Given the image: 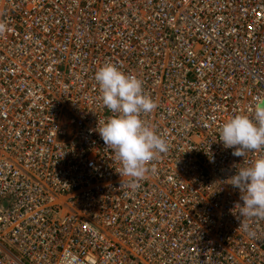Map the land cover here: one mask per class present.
Instances as JSON below:
<instances>
[{
  "label": "built area",
  "instance_id": "1",
  "mask_svg": "<svg viewBox=\"0 0 264 264\" xmlns=\"http://www.w3.org/2000/svg\"><path fill=\"white\" fill-rule=\"evenodd\" d=\"M123 1L0 0V23L7 26L0 33V264H54L66 249L74 252L68 257L76 264H91L90 259L96 264H144L146 253L148 264H264V220L254 222L258 234L248 237L239 228L243 218L234 209L240 201L239 190L219 183L264 153L243 158L223 151L220 129L239 113L230 107L218 114L194 102L201 94L200 76L208 82L218 66L225 67L222 51L227 45L236 42L246 54L256 42L258 25L253 22L261 21L264 0L263 9L245 19H236L230 12L233 8L244 12L241 0H200L199 4L152 0L149 24L142 0L124 1L131 7L127 17L132 26L142 24L143 18L147 22L144 38L150 44L142 49L138 41L128 42L124 34L114 33L119 25L107 19ZM205 1L210 2L205 5ZM101 8H111L104 21L97 15ZM197 16L211 27L217 46L198 32L201 48L195 54L180 52L187 45L182 42L192 37L183 33V20L197 24ZM222 25L234 29L225 31ZM133 30L143 33L139 27ZM158 48L162 52H156ZM200 56L204 66L197 62ZM169 57L175 59L173 63H167ZM246 58L250 63L251 57ZM261 61L264 64V54ZM107 63L143 82L156 108L142 113L141 119L168 144V151L148 165L155 171L138 185H177L181 191L197 188L188 210H179L168 198L156 199L149 210L155 215L141 212L138 229L132 223L133 211L117 212L115 224L104 213L111 204L131 198L124 190L111 189L132 178L119 175L122 165L115 150L92 134L95 123L103 124L115 113L99 98L95 108L85 107L84 118L75 114L80 110L77 92L90 90L86 81L94 82L95 95L101 93L95 73ZM179 75L182 78L176 79ZM255 81L243 101L264 96V67L258 69ZM61 90L67 93L61 96ZM73 98L76 101L69 102ZM192 131L198 136H188ZM67 186L89 190L80 195L70 190L63 197ZM66 229V239L54 237ZM107 230L112 240H125L136 253L120 250L125 262H107L110 255L103 250L122 249L121 244L79 242L98 240Z\"/></svg>",
  "mask_w": 264,
  "mask_h": 264
},
{
  "label": "bare ground",
  "instance_id": "2",
  "mask_svg": "<svg viewBox=\"0 0 264 264\" xmlns=\"http://www.w3.org/2000/svg\"><path fill=\"white\" fill-rule=\"evenodd\" d=\"M127 2V0H124ZM123 1V2H124ZM150 1V0H148ZM148 1L145 3L147 6V22H148V17L150 14V6L148 4ZM124 2L121 4L120 9H115L111 11V15L107 17V19H110L116 23H118L119 27L114 31V33H120L124 34L128 42L130 41L129 38V33L131 32V23L129 21V18L127 17L130 13L131 7L128 6V4ZM194 4H199L200 0H194ZM210 1H205V5L208 4ZM240 7L244 9V12H241L237 10V8H233L230 10L231 13L235 14L237 17L236 19H245L247 16L252 15L257 9H261L263 6L261 4V0H255L252 4H248L247 0H241L240 1ZM112 8V7H111ZM110 9L106 8H101L100 11L97 13L101 21L105 20V15L109 13ZM263 9V8H262ZM121 12V13H120ZM143 23L140 24L139 20H136L140 25L143 26L145 32L148 31V25L143 18ZM196 20H198L199 23L193 24L189 20L184 19L183 24L185 26L182 27L183 33L186 35H190L192 37L187 38L184 40L182 43L186 44H192V45H201V36L198 35L199 33L206 34L207 41L209 44H213L216 40L217 37L211 36V33L213 32L211 27L207 24L202 22L201 16H197ZM149 24V22H148ZM254 25L256 26V42L252 43L248 47V51L246 54H244V51L241 47L238 49L226 46L222 52H225V67H220L215 69L218 73H213V76L210 81L204 82L201 79L200 76V83H201V94L200 97L195 100L194 102L199 101V105L209 107V109H214L216 113H224L227 111L230 107L234 108L236 112L239 114H253L252 108L255 104V98H245V101L242 100V97L248 93H250L251 87H253L256 83L255 79L258 75V69L263 68L264 64L261 61V56L264 54V15L259 22H253ZM225 31L232 30L234 29L233 26H228V25H222L221 26ZM131 35V34H130ZM107 36V35H106ZM105 37V36H104ZM134 40L138 41L141 43V47L139 48H147V44L145 41H147L144 37L143 38H134ZM149 42V41H147ZM138 43V44H139ZM150 43V42H149ZM142 44H146L147 46H143ZM233 44H237L236 42H233ZM215 45V44H213ZM230 45V44H229ZM217 46V45H216ZM161 52V51H158ZM195 54L196 52H190ZM75 55V54H74ZM251 57L250 60L251 62H248V59L245 57ZM206 59H210V55L207 54ZM167 62L169 60H172V63L174 62L173 57H169L166 59ZM84 61V60H83ZM88 61V60H87ZM179 64L183 63L182 61H178ZM198 64L201 66H204L203 63V57L200 56L197 59ZM178 64V63H176ZM185 64V63H183ZM215 64V61L210 63L208 67H213ZM179 66V65H178ZM175 78V77H174ZM182 77L176 76V79H181ZM204 78V77H203ZM85 85V84H84ZM89 85L90 90H86L85 88L77 92L80 95V110L76 111V116L79 119L84 118L87 113L85 110V107H93L95 108L99 103L101 98V93L98 95H95L96 91H92V88L94 87V82H89L86 81L85 87ZM236 89L238 91V95L232 94L233 89ZM58 93L62 96L63 94L67 93L65 90L58 91ZM59 96H56L58 98ZM72 100L76 101V98L71 99L69 102H72ZM68 105V102H67ZM238 108L240 110H238ZM102 123H95L94 127L92 129V134L97 138L100 139L99 132L97 131L98 127L102 126ZM188 136H198V134L194 133L193 131L191 133H188ZM187 136V137H188ZM185 138V135L181 137ZM103 146L106 147L104 142L102 141ZM110 147V146H109ZM111 148V147H110ZM235 149H225L223 151H234ZM214 151H218V149H215ZM221 151V150H220ZM7 158V157H6ZM61 176H64V173H60ZM144 183H141L138 185V187L133 190L130 189L127 185L128 184H122V185H112L111 189L114 192H118L120 190H124L128 194L131 195V198L128 199L129 201H121L117 202L114 204H111L109 208H104V213L105 215L111 216V221L113 224L117 223L118 217H117V212H126L128 211H133L134 212V217L132 220L134 228H139L141 227L140 225V218L139 214L144 211H148V213L155 215V213L150 212L151 210V204L150 202L155 198V197H162V198H168L171 203H175L176 206L179 207V210H181V207L186 208L187 210L191 208L193 205L194 201L196 200L195 193L197 191V188L191 187L190 189H187L186 191H181L180 186L177 185H162V184H157V183H147V187H143ZM202 186H199L201 188ZM206 189H212L211 186H205ZM70 190H78L77 192L73 193L72 195H80V194H85L89 190V187L86 188H81L79 186H67L66 187V193H64L63 197L66 194H69ZM226 195L229 197L230 196V191L228 190L227 187H225ZM205 197V195H204ZM200 200V199H199ZM179 212V211H178ZM176 212L173 216L176 217L177 213ZM182 218L186 219V216H183ZM160 220H163L162 218L159 217ZM111 223V224H112ZM112 233L118 234L117 231H113ZM91 234L93 236H96L95 232L92 231ZM68 236V230L66 229L64 232H60L59 235H54V237L60 238H65ZM115 242L116 244H121L122 249H117L115 248L113 251L109 248H105L103 250L104 255L109 254L110 257L106 258V261H113L114 263L118 262H125L123 260V255L119 252L120 250L128 251L131 253H136V250L133 249L132 245L129 243H126L125 240H118L115 239L112 240V236L110 232L107 230L104 234H101V236L96 239L95 241H91L87 238L85 239H80V243H91V245H100L103 244V246H108L111 242ZM126 243V244H125ZM70 249H66L64 254L58 255L57 259L55 260L54 264H76V260L70 259L68 256L72 254ZM147 254V260L150 258L149 254ZM138 255V254H136ZM144 261V264H148V262ZM91 264H96L94 259H90ZM137 264H140L139 262H136ZM105 264V263H104ZM133 264V262H132Z\"/></svg>",
  "mask_w": 264,
  "mask_h": 264
},
{
  "label": "clouds",
  "instance_id": "3",
  "mask_svg": "<svg viewBox=\"0 0 264 264\" xmlns=\"http://www.w3.org/2000/svg\"><path fill=\"white\" fill-rule=\"evenodd\" d=\"M7 26L0 23V33ZM103 105L115 113L97 131L106 147L115 150L121 162L120 176L131 177L130 189L138 187V181L155 169L148 165L159 154L168 151V144L152 126L141 119L142 113L156 108L153 98L146 94L143 82L135 75L126 74L112 63L100 67L95 73ZM253 115L236 114L225 122L219 141L226 149H235L233 155L245 157L248 153H264V96H257ZM238 189L240 201L235 203L239 228L250 238L257 236L254 222L264 220V154L248 166L236 168L235 174L225 181Z\"/></svg>",
  "mask_w": 264,
  "mask_h": 264
},
{
  "label": "rangeland",
  "instance_id": "4",
  "mask_svg": "<svg viewBox=\"0 0 264 264\" xmlns=\"http://www.w3.org/2000/svg\"><path fill=\"white\" fill-rule=\"evenodd\" d=\"M144 3H146L148 0H142ZM152 3V0H150V1H148V4L150 5ZM139 27V30H141V31H143V33H141V34H136L135 32H134V28H138ZM144 32H145V30H144V28H143V26L142 25H140L139 24V26H132V24H131V32L129 33V38H130V41H133L134 40V38H136V39H138V38H143L144 37ZM131 34V35H130ZM146 42V44L147 45H149L150 43L149 42H147V41H145ZM139 43V42H138ZM146 44H142L143 46L145 45V46H147ZM187 45H186V47L185 48H183V49H179V51L180 52H183V51H188V52H197L200 48H201V45H192V44H188V43H186ZM211 45V44H210ZM139 46L141 47V43H139ZM216 46V45H215ZM227 46H229V45H227ZM230 47H233V48H236V49H238L239 48V46L238 45H236V44H233V45H231ZM162 50H163V48H158L157 50H156V52H158V51H161L162 52ZM208 55H210V54H208ZM167 63H172V60H169ZM232 94H234V95H238V91L234 88L233 89V91H232ZM146 187V186H145ZM156 199H160L159 197H155L151 202H150V204H152V203H155L156 202Z\"/></svg>",
  "mask_w": 264,
  "mask_h": 264
}]
</instances>
